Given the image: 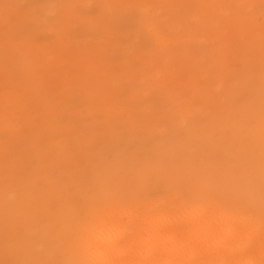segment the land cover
<instances>
[{"label": "rangeland", "instance_id": "obj_1", "mask_svg": "<svg viewBox=\"0 0 264 264\" xmlns=\"http://www.w3.org/2000/svg\"><path fill=\"white\" fill-rule=\"evenodd\" d=\"M260 4L0 0V264L78 261L70 249L96 203L151 208L177 191L254 211L251 255H184L260 264Z\"/></svg>", "mask_w": 264, "mask_h": 264}, {"label": "snow or ice", "instance_id": "obj_2", "mask_svg": "<svg viewBox=\"0 0 264 264\" xmlns=\"http://www.w3.org/2000/svg\"><path fill=\"white\" fill-rule=\"evenodd\" d=\"M260 7L264 14V0ZM264 135V132H262ZM159 220V223L156 221ZM151 221V222H150ZM254 211L244 201L177 191L171 199L145 207L126 198L96 203L83 219L78 243L87 258L65 264H256L252 259L225 261L159 259L162 251L177 252L190 247L198 252L251 255L256 242ZM209 224L204 231L169 235L168 224ZM260 239L264 246V167L261 178ZM132 255L142 259H127ZM5 264H47L16 261ZM264 264V260L260 262Z\"/></svg>", "mask_w": 264, "mask_h": 264}, {"label": "bare ground", "instance_id": "obj_3", "mask_svg": "<svg viewBox=\"0 0 264 264\" xmlns=\"http://www.w3.org/2000/svg\"><path fill=\"white\" fill-rule=\"evenodd\" d=\"M70 252L73 254H76V256L79 258V260L87 258L82 245H80V247H77V248H71ZM165 254H167V255H165ZM162 255H165V259H173V260L178 259V260H185V261H190L194 257V253L188 254L191 256L187 257V255H184L180 250L177 252H171L169 250H164V251H162L160 256H162Z\"/></svg>", "mask_w": 264, "mask_h": 264}]
</instances>
